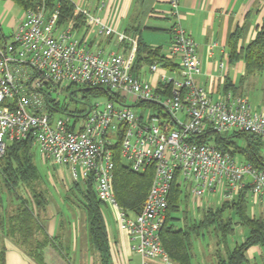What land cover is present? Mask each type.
<instances>
[{
  "label": "built area",
  "instance_id": "built-area-1",
  "mask_svg": "<svg viewBox=\"0 0 264 264\" xmlns=\"http://www.w3.org/2000/svg\"><path fill=\"white\" fill-rule=\"evenodd\" d=\"M60 8V0H38L23 11L10 43L0 28V158L11 142L31 138L44 162L69 169L72 180L81 185L92 180L97 198L112 209L138 264H173L160 241L173 183L180 189L190 183L197 203L218 189L221 202L246 191L260 205L264 218V169L237 160L212 144L190 141L209 128L221 134L249 133L264 143V109L255 110L247 99L231 93L218 100L208 95L195 80L200 73L197 44L180 22L172 27V40L164 55L178 68L162 74L154 87L131 71L136 39L117 34L120 42L129 43L126 56L91 51L72 37L69 28L56 34ZM77 12L107 34L114 32L87 12ZM26 68L29 74H25ZM157 68L150 65L148 71L154 73ZM71 85L103 87L112 98L102 107L89 106L81 123L50 114L49 94ZM143 104L156 112L136 115L131 107ZM118 145L132 172L153 173L138 213L124 210L116 200L113 151Z\"/></svg>",
  "mask_w": 264,
  "mask_h": 264
},
{
  "label": "crops",
  "instance_id": "crops-1",
  "mask_svg": "<svg viewBox=\"0 0 264 264\" xmlns=\"http://www.w3.org/2000/svg\"><path fill=\"white\" fill-rule=\"evenodd\" d=\"M67 2L73 7L74 17L66 18L59 23L56 34L69 28L72 37L91 51L101 49L106 53L113 52L126 56L129 43L120 42L117 38V34H123L147 47L161 48L162 54L165 55V49L172 40V27L176 21L180 22L197 44L200 73L196 75L195 80L204 87L208 95L213 100H218L231 93L235 97L247 99L253 109L263 111L264 72L246 75L244 60H231L229 49L231 37L238 29L240 33L235 41L237 53L256 38L264 26V0H67ZM174 3L176 8L173 7ZM78 10L98 18L102 25L114 32L107 34L100 25L90 23L84 15L77 12ZM79 15L82 17H78ZM2 34L5 37L3 30ZM212 43L216 45L211 47ZM148 67L143 66L135 75L154 87L158 85L162 74L170 72L169 69L158 65L156 72L150 73ZM259 82L261 99L260 104L254 108L248 92H252ZM39 158L43 164L47 163L40 156ZM73 182L72 180L68 190L61 193V198L58 196L53 200L47 196L48 204L42 213V226L50 241L40 251L41 261L36 260L1 229L0 264H102L98 252L90 242L85 214L75 206L74 201L71 203L66 200ZM71 193L74 194V189ZM248 200L250 208L252 205L260 208L257 202L251 201L249 195ZM63 210L68 211L70 216H64ZM75 210L82 211L80 215L83 216H78ZM252 213L263 218L262 211L256 215L252 210L251 217ZM105 224L110 255L108 264H138V257L129 252L128 238L119 230L117 224V233L108 228L106 221ZM204 237L205 234L192 237L198 239L200 244L195 251L192 244V261L195 256L196 264H214L216 249L207 250L208 246L204 249L200 242ZM256 250L260 253L258 248ZM251 251H254L253 247L247 251L248 259L250 258L248 252ZM206 256L207 262H202Z\"/></svg>",
  "mask_w": 264,
  "mask_h": 264
},
{
  "label": "trees",
  "instance_id": "trees-1",
  "mask_svg": "<svg viewBox=\"0 0 264 264\" xmlns=\"http://www.w3.org/2000/svg\"><path fill=\"white\" fill-rule=\"evenodd\" d=\"M23 10H26L38 0H18ZM60 16L58 24L66 18L74 17L73 7L66 1L60 0ZM53 2H50V5ZM78 17H82L79 15ZM238 29L231 37L230 59H243L245 62L246 75L260 74L264 72V26L258 32L256 38L247 46L236 52V39L239 37ZM160 65L175 71L178 65L161 52V48H150L137 41L132 73L135 75L147 65ZM75 87L71 85L62 90L69 91ZM81 87V86H78ZM84 90H95L98 93L106 94L112 98L111 92L103 87H81ZM50 114L62 112L73 116H83L82 113L75 114L68 112L65 107L59 106L58 100L48 96ZM237 136L245 139V146H239L229 136ZM195 143H209L222 152H228L232 157L240 158L243 162L252 164L258 169H264V158L260 154L263 142L256 135L244 132L231 134L216 133L207 128L201 135L190 139ZM33 142L31 138L22 141L11 142L0 158V188L10 195V202L13 205L9 210L6 206V199L0 195V230L7 236L26 249L36 260L41 261L40 251L49 243L42 224V213L48 204L47 193L34 186L39 180L33 164ZM113 184L118 205L124 210L138 213L146 199L152 182V170L144 173L132 172L119 151V145L113 151ZM27 185L31 191L21 197L17 187ZM74 194L71 193L73 192ZM182 189L173 183L168 194V208L165 220L160 230V241L172 262L176 264H192V237L204 234H213L218 239L214 264H250L247 251L251 247H260L264 250V218L251 217L248 194L241 191L232 201H224L216 208L208 207L201 211V219L188 223L186 216L183 218V225L178 227L175 221L179 220L174 215L181 208ZM66 200L74 201L76 207L81 209L87 218V226L90 242L98 252L102 264L109 262L108 234L102 210V203L99 201L92 180L85 185L73 182L72 190L66 195ZM229 211L236 215L238 224L248 230L247 236L239 244L230 247L226 239L234 233L233 220L230 216H224ZM223 245V246H222Z\"/></svg>",
  "mask_w": 264,
  "mask_h": 264
},
{
  "label": "rangeland",
  "instance_id": "rangeland-1",
  "mask_svg": "<svg viewBox=\"0 0 264 264\" xmlns=\"http://www.w3.org/2000/svg\"><path fill=\"white\" fill-rule=\"evenodd\" d=\"M22 14H23V7L20 1L0 0V27L3 30L8 43L11 42L12 34L14 32V29L19 24ZM145 35H146V31L144 33V37ZM2 45H3V38L0 39V46ZM166 50L167 48L165 49V51ZM25 74H29L28 68H26ZM35 87H36V82L32 81V89H35ZM84 89L85 88L75 86L70 90L71 92L70 94L72 95L70 96L69 91L62 90L60 87H58L56 88L55 91L51 92V97L58 100L59 106H61V108L65 107V109L70 113L75 114L76 112H78V114L82 113V115H84L88 111L89 106H94L95 104H99L102 107L104 103L107 102V100H109V97L106 96V94L104 93L101 94L95 90H84ZM248 96L250 97V103L252 104L254 108L257 106V104H260V99H261L260 82L257 86H255L252 92L250 91L248 92ZM131 109L138 116L146 115L148 114V112L150 113V115H152V113L156 112L155 109H153V107L144 105V104L140 106H132ZM55 113H56V116L58 117L69 116L72 121L78 119L79 120L78 123H81V119H82L81 116L74 117V116H70V114L66 115V113L57 112V111ZM178 117L180 118L181 114H178ZM229 136L231 137V140L235 142L237 145L245 146L244 138H238L237 136H231V135ZM260 150H261L260 154L264 158V143ZM39 156L40 155L38 154L37 150L34 148L33 149V164L35 166L37 173L39 174V180L34 182V186L41 190L45 189L47 196H49L50 199L54 200L58 196H60L61 198V193H63V191L68 190L72 182L70 170L65 167L55 165L51 162H47L46 164H43L42 162H40ZM237 160H240V158H237ZM188 185H190V183H187L186 188L182 189L181 208L174 215L176 218L179 219L175 221L178 227L179 226L181 227L183 225L184 216H186L188 223L192 222L193 220L199 221L201 219L202 209H205L207 207L216 208L220 206V203H221L219 189L217 190L216 193H206L205 196L202 198V200H199L197 203L192 198V195L189 189L190 187ZM47 188H48V192H47ZM26 190L31 191V189L27 185H24V186L20 185L17 187V192L21 197H25L28 195L26 193ZM0 195H3V198L6 199V206L8 207V210H9L13 206L10 202V199H11L10 195L12 194L10 195L6 194L0 188ZM251 208L250 206L248 208L250 213L253 210V212H255L256 215L259 214V212L261 211V208L258 209L257 206L253 207L252 205ZM102 210H103L104 219L107 223L108 228L113 233H117L116 223L114 221L112 209H110V207L102 205ZM75 211L78 216L80 215V213H82V211L80 212H78V210H75ZM62 213L64 214V216H70L68 211L63 210ZM80 216L82 217L83 215L81 214ZM224 216H230L234 223L233 224L234 233L232 235H229L226 239L229 246L233 247L235 244L237 243L239 244L240 242L243 241V239L248 234V230L245 227L235 224V222H237L238 219L234 213L227 211L224 214ZM72 217H75V216L72 215ZM218 239H221V238L213 234H205V237L201 239L200 242H202L201 245L204 249L207 248L208 246L207 250L211 248L210 250L214 251L216 249V242L218 241ZM192 244L194 245V251H195V248H199L200 244H199L198 239L193 238ZM213 246H214V249H213ZM253 248H254V251L248 252V255L250 256L249 258L250 264H264V250L260 247H253ZM257 248L259 249L260 253L257 252L256 250ZM204 249L201 248V250H204ZM207 260L208 258L206 256V258L202 259V262L203 261L207 262ZM192 264H196L195 256H194V260L192 261Z\"/></svg>",
  "mask_w": 264,
  "mask_h": 264
}]
</instances>
